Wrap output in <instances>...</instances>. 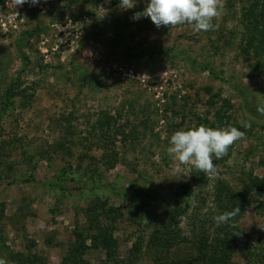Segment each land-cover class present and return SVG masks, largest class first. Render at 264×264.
<instances>
[{
    "label": "rangeland",
    "instance_id": "374dc122",
    "mask_svg": "<svg viewBox=\"0 0 264 264\" xmlns=\"http://www.w3.org/2000/svg\"><path fill=\"white\" fill-rule=\"evenodd\" d=\"M119 3L41 0L15 8L0 0V101L17 82L28 95L26 106L5 96L16 107L0 121V258L8 264L31 250L62 264L79 234L90 264L190 258L197 252L191 232L208 234L217 225V185L240 191L251 173L264 179V115L257 112L264 63L243 46L246 0H225L218 26L206 32L157 28L150 18L132 19L147 0L129 10ZM201 124L246 135L214 161L217 175L201 172L206 186L199 191L195 167L174 171L167 148L174 131ZM186 184L195 198L177 205L172 193L181 196ZM259 196L236 217L260 253L246 260L235 247L234 264H264ZM95 203L118 210L117 260L93 247L88 209ZM161 222L189 240L169 248L156 243Z\"/></svg>",
    "mask_w": 264,
    "mask_h": 264
},
{
    "label": "trees",
    "instance_id": "16d2710c",
    "mask_svg": "<svg viewBox=\"0 0 264 264\" xmlns=\"http://www.w3.org/2000/svg\"><path fill=\"white\" fill-rule=\"evenodd\" d=\"M79 1V0H77ZM84 2L98 3L99 0H83ZM245 1V0H242ZM248 6L243 9V24L245 25V33L243 38V46L247 53L254 54L258 59V63H264V0H246ZM22 52V51H21ZM21 55H24L23 53ZM24 58V56H22ZM263 60V62H262ZM215 78L221 79L220 76L210 68L204 66ZM6 95H13L12 97L20 102V106H26L28 103L27 91L21 89L19 82L10 86L6 91ZM4 99L0 101V121L5 113L10 108H14V102H8ZM109 120V119H108ZM194 183L202 190L206 184L203 182L201 172L196 169L192 171ZM62 189H65L62 187ZM196 190L186 184L183 186L181 196L173 194L175 201L180 203L182 197L187 196L195 198ZM216 196L214 197V204L217 208L218 214L230 212L239 207L240 212L245 208L246 202L254 196H259L258 199L264 194V179L257 175L250 174L243 182V190L234 191L227 184H218L215 188ZM165 198V197H164ZM259 201V200H258ZM261 206H258L260 212H264V202L260 200ZM187 206L182 207L180 214H186ZM239 216V214L237 215ZM5 218V211H0V229L1 222ZM118 219V210L115 208H108L106 203H95L88 209V221L90 228L96 233L93 236V247L96 249L103 248L106 251L108 260H115L117 252V240L114 237L115 221ZM108 222V223H107ZM178 226V225H176ZM209 233L195 231L191 232V240H197V252L190 258L179 260H162L157 264H234L232 258L233 248H238L246 260L259 255L255 249L249 247V239L244 228L238 223V218L235 217L228 224L216 225L213 232ZM199 235V236H197ZM153 240L162 246L169 248L178 245L179 243L189 240L180 228H174V225H169L167 222H161L156 228L153 235ZM86 239L81 234L76 243L69 249L68 253L64 256L62 264H90L85 255L89 250ZM264 258V255H262ZM13 261L17 264H48L45 257L32 250L28 254H13ZM117 260V259H116Z\"/></svg>",
    "mask_w": 264,
    "mask_h": 264
},
{
    "label": "clouds",
    "instance_id": "9594fccd",
    "mask_svg": "<svg viewBox=\"0 0 264 264\" xmlns=\"http://www.w3.org/2000/svg\"><path fill=\"white\" fill-rule=\"evenodd\" d=\"M40 2L41 0H12L15 8L25 3L35 6ZM136 3L137 0H120L119 7L129 10L134 8ZM224 12L225 0H147L144 10L135 12L132 19L147 17L157 28L163 26L171 29L189 25L196 32H206L218 26L214 21H218ZM257 112L264 115V105H259ZM245 135V132L234 126L213 128L201 124L188 129H178L170 136L167 153L174 162V171H179L181 165L190 164L205 176L213 177L218 174V166L214 161L224 158L237 141L245 139ZM238 214L239 207L218 214L213 220L218 226L228 224ZM0 264L8 262L0 258Z\"/></svg>",
    "mask_w": 264,
    "mask_h": 264
}]
</instances>
